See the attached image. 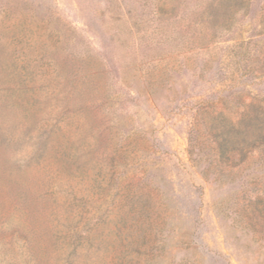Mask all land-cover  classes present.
<instances>
[{"label":"rangeland","instance_id":"374dc122","mask_svg":"<svg viewBox=\"0 0 264 264\" xmlns=\"http://www.w3.org/2000/svg\"><path fill=\"white\" fill-rule=\"evenodd\" d=\"M236 3L0 0V264H264V147L210 130L264 105Z\"/></svg>","mask_w":264,"mask_h":264},{"label":"trees","instance_id":"16d2710c","mask_svg":"<svg viewBox=\"0 0 264 264\" xmlns=\"http://www.w3.org/2000/svg\"><path fill=\"white\" fill-rule=\"evenodd\" d=\"M251 0H218V4H207L203 12L215 23H222L232 18L234 13L239 11V7L234 10L233 4H242L243 8L249 6ZM226 19V20H225ZM261 83L254 81V85L259 86ZM226 88L218 89L215 93H224L226 96L240 97V89H233V85ZM243 90V88H242ZM235 122L230 118L219 114L212 121L210 130L214 131L216 149L220 157L229 160V156L239 154L243 157L251 153L257 147H264V105L249 104L244 108ZM219 119V122L217 121ZM127 261L126 264H129Z\"/></svg>","mask_w":264,"mask_h":264}]
</instances>
